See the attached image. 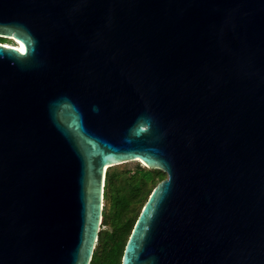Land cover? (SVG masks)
I'll list each match as a JSON object with an SVG mask.
<instances>
[{
  "label": "water",
  "instance_id": "95a60500",
  "mask_svg": "<svg viewBox=\"0 0 264 264\" xmlns=\"http://www.w3.org/2000/svg\"><path fill=\"white\" fill-rule=\"evenodd\" d=\"M0 264H89L108 168L166 177L121 264H264V0H0Z\"/></svg>",
  "mask_w": 264,
  "mask_h": 264
},
{
  "label": "trees",
  "instance_id": "16d2710c",
  "mask_svg": "<svg viewBox=\"0 0 264 264\" xmlns=\"http://www.w3.org/2000/svg\"><path fill=\"white\" fill-rule=\"evenodd\" d=\"M1 44H7L1 40ZM9 45V44H7ZM107 169L104 181L101 226L89 264H121L124 247L133 226L155 186L166 176L160 170H150L137 163L132 171ZM100 226V228H101Z\"/></svg>",
  "mask_w": 264,
  "mask_h": 264
},
{
  "label": "rangeland",
  "instance_id": "374dc122",
  "mask_svg": "<svg viewBox=\"0 0 264 264\" xmlns=\"http://www.w3.org/2000/svg\"><path fill=\"white\" fill-rule=\"evenodd\" d=\"M5 43H9V44H14V43H11L10 41H7V40H5ZM137 163H139V162H129V163H125V164H122V165H118V166H114V167H111L109 170H115V171H118V172H125V171H132V170H134L135 169V167H136V165H137ZM140 165H142L143 166V164L142 163H140ZM166 176V175H165ZM104 205H106V210L107 211H109V205H107L106 203H105V201L103 200V207H104ZM108 228L109 227H107V226H101V230H108Z\"/></svg>",
  "mask_w": 264,
  "mask_h": 264
},
{
  "label": "flooded vegetation",
  "instance_id": "af4514ba",
  "mask_svg": "<svg viewBox=\"0 0 264 264\" xmlns=\"http://www.w3.org/2000/svg\"><path fill=\"white\" fill-rule=\"evenodd\" d=\"M1 40L2 41H4L5 42V40H7V41H10L11 43H17V41H15V40H13V39H3V38H1ZM7 44H9V43H7Z\"/></svg>",
  "mask_w": 264,
  "mask_h": 264
},
{
  "label": "bare ground",
  "instance_id": "6f19581e",
  "mask_svg": "<svg viewBox=\"0 0 264 264\" xmlns=\"http://www.w3.org/2000/svg\"><path fill=\"white\" fill-rule=\"evenodd\" d=\"M13 45L17 46V48H19L20 50H23V47L20 43L17 42L16 44L14 43Z\"/></svg>",
  "mask_w": 264,
  "mask_h": 264
},
{
  "label": "built area",
  "instance_id": "2783aa9c",
  "mask_svg": "<svg viewBox=\"0 0 264 264\" xmlns=\"http://www.w3.org/2000/svg\"><path fill=\"white\" fill-rule=\"evenodd\" d=\"M14 46V45H13ZM14 47H17V46H14Z\"/></svg>",
  "mask_w": 264,
  "mask_h": 264
},
{
  "label": "clouds",
  "instance_id": "9594fccd",
  "mask_svg": "<svg viewBox=\"0 0 264 264\" xmlns=\"http://www.w3.org/2000/svg\"><path fill=\"white\" fill-rule=\"evenodd\" d=\"M9 45H12V44H9Z\"/></svg>",
  "mask_w": 264,
  "mask_h": 264
}]
</instances>
